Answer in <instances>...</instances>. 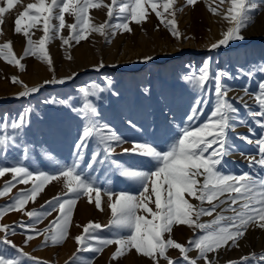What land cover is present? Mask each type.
Listing matches in <instances>:
<instances>
[{
	"label": "snow or ice",
	"instance_id": "1",
	"mask_svg": "<svg viewBox=\"0 0 264 264\" xmlns=\"http://www.w3.org/2000/svg\"><path fill=\"white\" fill-rule=\"evenodd\" d=\"M15 2L16 0H7V7H0V22ZM196 3L197 0H186V5L194 6ZM225 3L228 7L221 10ZM259 3H264V0H259ZM173 5L174 0H112L107 5L102 4L101 0H36L16 16L14 32L27 38L24 56L37 57L47 63L51 70L52 60L46 45L53 39L60 38L62 46H70L72 41L78 44L92 32H96L105 36L106 42L110 43L106 29L111 30L112 36L117 30L131 32L130 24L146 21L149 9L175 38H179L181 33ZM102 6L108 9V20L100 25L92 24L89 10ZM258 6L257 0H212V3L207 4L212 14L222 16L229 25L222 32V38L211 45V49L244 40L242 31L254 22L253 17ZM66 14L74 17L75 22L67 23ZM65 28L69 30L67 37L61 35ZM33 29L42 30L43 35L39 40L32 39ZM0 58L9 65H18L21 71L24 70L25 66L21 64L23 57L15 56L11 41L0 45ZM144 59L147 61L152 58ZM210 65L209 59L198 69H191L190 66L186 69L181 80L191 87L195 96L185 114L183 126L175 125L178 129L176 133L157 126L153 131V141H129L123 133L103 119L98 110L97 94L103 93L105 89L96 83L78 88V92L84 97L82 105L73 104L74 97L71 95L66 99L53 96L41 101L43 104L69 108L78 121L71 163L60 164L56 161L59 167L52 171L31 170L25 163L32 159L36 150V146L28 142L26 131L31 127L34 106L25 107L18 114L5 112L0 117V177L10 173L12 179L5 182L0 189V196L9 193L16 184H31V187L21 190L9 204L0 206V217L15 210L24 212L30 222L25 223L22 220L12 225L0 224V233H3L0 237V264H24V259L43 264L22 247H18L10 237L16 234L17 229H21L25 235V245L39 235L44 236L41 247L47 246L49 242L52 245L61 244L68 235L74 207L79 198L87 197L89 203L94 200L96 208L102 211V193L107 196V207L111 212L110 222L108 225H101L90 221L83 226L82 233L75 237L78 247L71 264H77L78 261L83 264L78 255L82 251L99 255L110 245H116L111 256L113 261L134 249L138 255L149 258L152 264H160L161 259L167 264H197L199 260L204 261V264H216L215 254L222 248L238 247V241L245 236L250 226L264 229V176L259 172L253 175L250 172L235 174L223 170L225 157L237 150L228 132L234 130L237 124L246 122L240 116V109L229 100L228 93L232 88L225 81L247 76L248 83L244 85V94L249 95L254 71L264 74V60L249 65L247 69L239 67L235 74L222 68L213 71ZM101 67L103 62L96 70L99 71ZM75 75L59 80L53 77L51 81L44 83L64 84L67 80L74 79ZM11 79L14 83H22L15 76ZM107 84H112L111 79H107ZM38 91L37 87L24 85V91L16 98H26ZM109 91L112 96L120 95L118 91ZM143 92L148 95L151 89L144 88ZM251 96L258 110H253L247 103L242 106L247 117L261 129V135L255 140L243 135L237 138L256 146V156L249 157L248 167L252 169L259 166L264 170V79L257 81V89L251 92ZM241 101L243 97L237 103ZM209 103L212 110L205 116ZM202 116H205L203 122ZM126 126L135 132L144 131L132 117L126 120ZM162 131L171 141L166 144V150L155 143V138H159ZM249 132L254 134V129L249 128ZM126 143H130L131 147L123 148L121 155L147 157L150 158L149 164L142 167L124 166L114 159L116 148ZM41 151L52 159L47 149L42 148ZM85 157L86 167L82 168ZM101 169H105L103 181L96 175ZM116 170L122 177L134 181L139 191L114 192L107 182V173ZM61 179L67 189L64 196L58 194L46 201L41 210L25 211L28 202H35L46 185ZM186 195L200 203L192 204L186 199ZM205 203L210 207H204ZM150 204H154L155 210ZM57 209L58 215L41 232L36 225ZM214 213L213 219L201 222V217H211ZM180 224L193 230V238L188 240L187 246L177 242L171 235L173 226ZM104 230L112 232L113 235L98 234V231ZM121 231H127V235H121ZM165 234H168L167 238ZM9 248L15 250L16 255H9ZM170 249L178 250L180 258L173 260L167 254ZM193 249L198 252L196 258L189 256ZM209 254H214L211 259ZM94 259L95 257L91 258ZM91 260L88 264H91ZM228 264L237 262L228 261ZM239 264H264V253L243 256Z\"/></svg>",
	"mask_w": 264,
	"mask_h": 264
},
{
	"label": "rangeland",
	"instance_id": "2",
	"mask_svg": "<svg viewBox=\"0 0 264 264\" xmlns=\"http://www.w3.org/2000/svg\"><path fill=\"white\" fill-rule=\"evenodd\" d=\"M36 0H16L13 6L3 16L0 22V45L11 41L14 54L21 59L24 70L21 71L18 65H9L0 58V117L5 112L10 114L19 113L23 108L34 106L35 112L32 115L31 127L27 131V140L30 144L36 146L32 159L25 161L31 170L52 171L59 164L71 163L72 145L74 137L77 135V119L69 111V108L58 105L43 104L41 101L58 97L66 99L73 96V104L82 105L84 97L78 92V88L87 86L90 83H96L105 89L103 93L97 94L99 100L98 110L104 120L111 123L115 129L123 133L124 137L131 140H149L153 141V131L160 126L162 129H170L176 133L178 129L175 125L183 126V119L195 93L191 87L181 80V76L186 69H198L205 60H211V68L215 71L217 68L235 74L237 68H248L249 65L264 60V3H259L258 9L254 13V22L250 24L242 35L245 37L242 41L231 42L226 47L211 49V45L222 38V32L229 26L222 16L212 14L207 4L212 0H197V3L186 5V0H174L173 9L176 12L178 30L181 33L179 38H175L164 24L149 9V15L146 21L141 24L132 22L130 24L131 32L117 30L114 36L111 30L106 29L108 39L105 36L92 32L87 39L71 45L62 46L60 38L53 39L46 45L52 60V69L47 63L42 62L35 56H24L26 47V37L23 34L14 32V20L24 8L35 3ZM102 4H111L112 0H101ZM218 2V0H217ZM215 6V4L213 5ZM0 7H7V0H0ZM228 4L222 5L221 10H226ZM182 9V10H181ZM107 7L92 8L89 10L90 22L100 25L108 20ZM66 14V22L74 23V17ZM171 19V17H169ZM115 21H113L114 23ZM56 23V21H53ZM23 25V22H22ZM32 39L39 40L43 35L42 30L33 29ZM61 35L67 37L69 30L65 28ZM258 38V39H257ZM145 57H151L145 61ZM103 62V67H97ZM64 84H45V81L55 79H65L72 77ZM17 77L22 83H14L11 77ZM107 79H111L112 84H107ZM264 79V74L254 71V79L249 88V95L244 94V85L248 83L247 76H242L238 80L225 81L232 90L228 93V98L234 106L240 109V116L244 117V124H237L234 130H229L228 135L231 141L237 146V150L231 155L225 157L223 170L229 173L240 174L250 172L255 175L259 172L264 176V170L259 166L250 169L248 167L249 157L256 156V146L248 144L237 137L240 135L249 136L253 140L260 137L261 129L247 117L245 108L242 106L247 103L253 110H258L251 92L257 89V81ZM24 85L28 87H37L39 91L29 97H16L24 91ZM144 88H150L151 92L145 95ZM109 89L118 91L120 95L112 96ZM102 97V99H100ZM243 97V101L237 103V100ZM212 110L209 103L205 111V116ZM201 117V122L205 119ZM132 117L144 129L143 132L129 130L126 126V120ZM249 128L254 129V134L249 132ZM171 141L166 138L162 131L159 138H155V143L166 150V144ZM131 147L130 143L117 147L113 158L121 165L142 167L149 164L150 158L121 155L123 148ZM47 149L46 155L41 149ZM243 153V155L241 154ZM259 158L258 156L256 157ZM87 157L81 167H86ZM97 178L105 180V169L96 173ZM11 174H5L0 177V189L5 182L11 180ZM107 182L114 192L139 191L138 185L126 177H122L119 171H108ZM103 186V184L101 185ZM31 184H16L11 187L9 193L0 196V206L7 205L12 201L21 190H26ZM67 189L64 187L63 180L53 181L46 185L45 189L38 194L35 202L31 200L25 207V211L41 210V206L56 197L58 194L64 196ZM95 194L93 193V196ZM102 208L98 210L93 200L88 202L87 197H80L74 207L71 224L66 239L58 245H52L50 242L45 247L44 236L39 235L30 240L27 245L24 244L25 235L21 229H17L15 235L10 239L36 261L43 264H71L73 254L77 252V243L75 237L82 233L84 225L91 222H98L101 225H108L111 219L110 209L107 207V196L102 193ZM187 196V195H186ZM192 204L198 205L200 202L187 198ZM155 210L154 204L149 205ZM204 207H210L204 204ZM219 211V209L217 210ZM59 210L45 216L36 227L43 231L49 223L55 219ZM231 215V213H227ZM215 217L203 216L201 222H208ZM151 219V217H148ZM29 223V217L21 211H10L3 217H0V224H17L20 221ZM101 236H112L113 233L107 230L99 232ZM121 235H127V231H121ZM198 234V233H197ZM168 234H165L167 238ZM172 238L177 242L187 246L190 238H193V230L187 225H174L171 233ZM3 233H0V237ZM238 247L222 248L218 254H215L216 264H228V261H236L239 264L240 258L251 253H264V229L255 225L249 227L245 236L238 241ZM116 245L107 246L99 255L90 251L78 253L83 264H88L92 257L91 264H152L149 258L138 255L133 249L125 256L113 261L112 253ZM178 250L170 249L168 255L173 259H179ZM9 255H16L15 250L8 249ZM198 252L193 249L189 253L191 258H196ZM214 254H209L211 259ZM24 259V258H22ZM24 264H35V261L24 259ZM77 264H81L80 261ZM160 264H167L166 261H160ZM197 264H204L199 260Z\"/></svg>",
	"mask_w": 264,
	"mask_h": 264
},
{
	"label": "bare ground",
	"instance_id": "3",
	"mask_svg": "<svg viewBox=\"0 0 264 264\" xmlns=\"http://www.w3.org/2000/svg\"><path fill=\"white\" fill-rule=\"evenodd\" d=\"M68 17V16H67ZM258 39V38H257ZM26 43V42H25ZM186 198H187V196H186ZM178 252V251H177Z\"/></svg>",
	"mask_w": 264,
	"mask_h": 264
}]
</instances>
